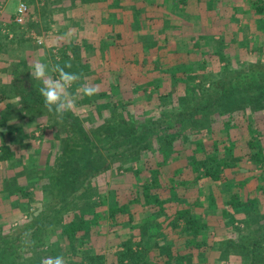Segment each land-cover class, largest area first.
I'll list each match as a JSON object with an SVG mask.
<instances>
[{
	"label": "trees",
	"instance_id": "trees-1",
	"mask_svg": "<svg viewBox=\"0 0 264 264\" xmlns=\"http://www.w3.org/2000/svg\"><path fill=\"white\" fill-rule=\"evenodd\" d=\"M189 2L175 0L173 12L179 14ZM254 12L264 14V0L254 1ZM32 16L29 14V20ZM9 27L14 33L20 30L15 24ZM69 28L73 40L70 47H65L70 48L73 57L64 48L61 67L67 62L79 64L82 49L95 55L106 45L93 40L82 45L81 28ZM167 33L171 35L172 31ZM0 36L2 49L4 38H12L7 34ZM99 52L98 77L106 86L94 96L105 100L99 102L87 96L85 101L89 108L107 115L89 127L70 111L62 116L55 110L48 111L38 91L42 85L33 79L26 61L18 60L13 69V90L19 98L17 110L52 117L54 125L61 129L56 133L60 152L43 176L46 200L42 207L31 211L29 220L0 235V264H41L44 258L57 256H63L66 264H195L200 253L207 257L220 252L223 246L224 251L233 246L245 264L264 263V230L259 235L253 231L256 218L251 209L257 206V197L242 200L238 188L244 184L236 182L220 215L214 199L201 198L202 191L213 185L204 184V180L222 177L226 171L250 169L248 162L264 167V131L256 119L264 116V63L228 70V80L225 77L212 82L203 79L195 68L176 70L173 67L177 66L161 56L164 51L150 62L135 55L128 59L132 67L134 63L140 65L128 76L114 69L111 60H100L104 54ZM201 62L200 66L207 63L205 58ZM147 66L156 68L154 74L143 73ZM79 72L80 69V75ZM134 76L140 80H134ZM124 78L130 79L128 98L120 97L122 91L127 92L121 87L126 83ZM145 103L148 109L159 105L160 110L156 108L155 114L147 115ZM155 153L162 156L161 161L168 157V162L163 165L157 161L150 170V181L121 188L114 196L115 204L106 205L103 193L113 189L109 180L101 187L95 178L125 160L135 163ZM144 168H137L135 173L140 174ZM195 188L198 196H187V191ZM17 192L26 199L27 190ZM241 212L246 215V227L251 229L248 235L239 242L236 235L222 237L226 234L216 230L213 213L218 216L216 219L228 217V233V224L234 225ZM103 225L109 227L108 231L101 229ZM52 236L65 237L69 242L51 241ZM223 259L227 261L228 256Z\"/></svg>",
	"mask_w": 264,
	"mask_h": 264
},
{
	"label": "rangeland",
	"instance_id": "rangeland-1",
	"mask_svg": "<svg viewBox=\"0 0 264 264\" xmlns=\"http://www.w3.org/2000/svg\"><path fill=\"white\" fill-rule=\"evenodd\" d=\"M20 1L26 2L25 0H0V16L5 12V10H7V8H9V11H11L7 12L12 13L14 11L15 5H17L18 7ZM47 1H49L48 3H50V5L53 2V0ZM142 1L144 2L145 0H134L133 3L135 6L142 8ZM174 1L175 0H169V4L167 3L170 8L169 11L174 8ZM254 1L255 0H190L188 7L186 9H180V13L177 14V17L170 23V25L172 26L170 28V31H172V34L170 36L167 32L164 33L165 24L160 20L155 23L154 26L149 27L148 24H144L143 27L136 29V31H139V34L143 32L146 35V38H143L141 40L145 39L148 42L150 41V43H152V41L154 42L152 44V46L154 45V47H151V54H145L143 52L145 51V49L142 50L143 46L145 45L137 43L135 44V48L127 49L129 51L128 55L130 57H132V55H135V57L141 56L142 58L144 57L148 62H150V57L154 56L156 58L158 57V53L162 54V52L164 51L163 55L161 56L167 59L169 64L177 66L173 67L176 70L182 71L183 69H186L188 71H191L195 68L197 69L198 73L203 76V79L213 82L226 77V79L228 80L230 74H228V72H230L231 70H244L248 65L252 63H264V14H258L254 12ZM26 3L28 4V2ZM41 6L43 7L44 5H41L40 2L32 7L31 10L29 6L25 21L22 23H19L16 20V14L13 19L12 17L9 18L7 14H5V16L8 17L9 20L7 24L8 26L6 28L5 24L1 28L0 25V31H4V34L9 35L8 37L12 39L7 40V38H4L5 46L0 49V56L5 55L8 57V65L10 67H15L16 63L20 59L25 60L28 64L30 73L32 71L31 66L39 60L40 62L45 63L49 66V75L53 79H58L59 73H54L50 70L54 65L51 62V58L53 57V54H57L58 56H60L61 50H59V46H61V48L67 49L69 47L64 46V44L66 43L63 39V36L60 35L62 37H59L58 33L55 31V29L58 30V28L55 27V20H57L56 22H59V20L55 19L54 15L56 14L54 12H50V8H46V12H42V15H45L47 17V20L50 17V20L52 21L51 24L53 26H51V24L48 26H44L41 32L42 35H39L37 29L39 30L42 25L36 22L32 17L36 15L35 10L37 9L38 11V8H40ZM155 8V10H160L158 6ZM31 12L33 16L28 23L29 14H31ZM166 14H164L165 17H169V12H166ZM13 24L19 27L20 30L15 33L11 31L9 26ZM88 28H91V26ZM175 30L181 31L182 34H180L179 32V34L174 35ZM90 32L91 29L87 30L85 33H88L90 37ZM161 32L163 33V35H165V37H156L159 35V33L161 34ZM40 36L43 39L42 43H40L38 39V37ZM127 41L128 39L126 37V41H123L124 44L127 43ZM130 47L132 46L130 45ZM21 56H23L24 58H27L28 56L30 57V60L22 59ZM32 56H35L36 59H31ZM126 57L127 55H125L124 58L122 55L121 60L118 62L115 61L116 63H112L113 60L109 61L112 67H115L116 70H119L124 76L130 75V70L132 71V73H135V71H138L140 69V65L138 63H134L132 67V63L130 62V60H128V57ZM204 58L206 59L207 63L200 66V63H202L201 61ZM97 60L98 58L96 55H89L88 57L84 56V59L81 60L79 64H76L77 66L72 62L71 63L74 65L67 62V64H70L71 67H66L65 71L71 72V70H75V73H77L78 69H80L83 73L89 71L87 75L92 74V76H87V79L92 81L91 84L89 83V85L103 84L104 86L100 85L98 86V88H104L106 84H104V82H102L99 77H96L95 75L93 76L94 73L96 75L98 74V76L100 75L97 68L99 65V61ZM59 64H61V62ZM94 64L97 66L93 67ZM95 68H97V70H95ZM154 71H156V68L154 67L147 66L143 69V73L146 74H154ZM157 75L161 76V74ZM157 75L154 76L157 77ZM87 79L83 77L73 83L71 88L69 89V92L73 95H76L77 89L86 84ZM123 80H125L126 83L121 85V87L125 88L127 92L122 91L123 94H120V97L128 98L130 96V92H128V90L130 89L127 87L130 86V79L124 78ZM134 80H140V77L134 76ZM9 81L12 86L13 80L10 75ZM198 81L199 79L196 81V83ZM39 82L42 85V81L39 80ZM206 85L207 87H209V82H207ZM151 88L154 89L153 87ZM180 88L179 91L183 92L184 90H181ZM157 93H162V91H157ZM96 94H98V92ZM120 97L118 96L117 98ZM89 98L98 99L99 102H103L105 100L102 97H95L94 95ZM86 99L87 96L83 93H80L78 98L76 99L75 107L69 111L75 114L78 119L83 120L84 124L89 127L92 123L98 124L99 122L103 121L104 118H106L105 116L107 114H105L104 112L101 113L99 110L97 111V109L93 110L89 108L86 104ZM15 100V102H17V100L19 99L15 98ZM12 102L13 103L6 108V115L9 116V118L20 119L19 133L25 132L26 134H29H27L28 136L22 141L18 139L20 142V146H18V148H20L22 145V147L25 146V148H29L30 153L34 155V158L39 159V163H41L40 168L42 176L45 174V171L47 170L49 165L54 162L55 156H57L60 152V141L57 139L56 133L58 134V132H61V129L60 127L54 125V119L52 117H49L48 115H33L29 112H21V110L18 111L17 108H19V104L14 103V100ZM158 106L159 105H157L156 108L160 110ZM143 108H145L144 113L147 115L152 113L155 114L158 111L156 108L148 109L149 106L147 105V103L144 104ZM137 111L138 110H136V112ZM256 119L258 124L261 125V130L264 131V116H256ZM13 125L16 126V124ZM2 128L3 127L0 123V129ZM199 138H201V136ZM14 141L15 140H13V142ZM19 142L15 141L14 143L18 144ZM26 142L28 144H26ZM261 144L264 145V138H262ZM160 158H162V156H158V154L155 153V155L143 156L141 158V161H136L137 163L132 162V160H125L122 165H116L111 170L99 174L95 178L98 179L97 183L99 184V186H106V182L109 180L108 182L110 184V188L114 190H111V192L109 191L103 193L106 196V205L115 204L114 196H117V193H119V190L121 188H133L138 186L139 182H143V180L150 181V170L157 166V161L165 165L169 160L168 157H165L162 162ZM248 164L251 165L250 169L245 168L234 171H226L222 175V177H214L213 179L207 181L204 180V184L213 185H211V187H207V189L202 191L201 198L203 201H205L204 199H208L210 197L211 199H214V202L219 205V209L216 211L220 215L222 206L224 207L225 203L227 204L230 201L233 189L236 187V185L244 184L243 187L238 188L239 197L242 200H246L248 196H250L251 198L257 197V206L251 210L252 214H254L253 217L256 218V221L253 222V231L257 232V235H259L264 230V175H262L264 174V167H257V165L251 164L249 162ZM38 168L39 167H36L35 169L37 170ZM137 168L144 169L140 174H136L135 172ZM32 170L33 169L31 168L29 171ZM261 170H263V172ZM26 176H32V172L26 171L25 177ZM40 181V184H28L27 181L25 184H8L11 188H6V190L11 191L12 193L17 192L18 190H27V200L25 199V195H23V193H19V195L24 196L22 201L28 202L29 210L28 212H25L23 216H21L18 220L13 221L9 219L8 222L1 221L0 235L7 233L9 229L16 227L18 224L29 220V213L33 210H36L37 208L42 207L41 203L44 204L46 200V195L44 193V184L46 185V183L45 181L43 183L42 179H40ZM236 182L238 183L236 184ZM21 186H24L25 189H23V187ZM189 191H187V196L189 194H196L198 196V192H196L198 191L197 188ZM165 193L166 192H164V194ZM7 195L8 193L6 192V197ZM16 196L17 193L12 195V197ZM203 216L208 217L207 215ZM212 216L215 223L213 225L216 227V230L218 232H224L226 234H223L224 236L222 237L224 238H229L233 235H236L235 239L239 242L244 236L248 235V232L251 230L246 227V222H244L243 219L246 215H244V213L242 212L237 216L234 225L230 226L228 224V233L226 228L228 217L224 219H216L215 217L218 216L215 213H213ZM224 216H228V214H225ZM229 222H231V216L229 217ZM251 224L252 223H249L248 225L251 226ZM236 226H238L237 229L235 228ZM101 229L106 232L108 231L109 227L107 225H103ZM60 237L61 236H52L50 240L53 241L58 239L61 242L62 240L63 242L68 241V239H66L65 237ZM101 238H103V235H101ZM50 240L48 242H50ZM224 248L225 246L222 247V250L220 252L217 253L214 251L207 257H205L204 254L200 253V256L197 255L196 264H245L241 257L242 255H240L239 253L237 254V251L233 246H228V251H224L226 250ZM261 253L262 251L260 250L258 256H261ZM226 255L228 256L227 261L223 259V256Z\"/></svg>",
	"mask_w": 264,
	"mask_h": 264
},
{
	"label": "crops",
	"instance_id": "crops-1",
	"mask_svg": "<svg viewBox=\"0 0 264 264\" xmlns=\"http://www.w3.org/2000/svg\"><path fill=\"white\" fill-rule=\"evenodd\" d=\"M25 1L28 2L30 6V10L38 2H40L41 5H44L43 7L41 6L40 8H38V11L36 9L35 10L36 15L34 13L35 16L32 17L36 22L42 25L38 30L39 35H42L41 32L44 26H48L52 23L50 17L47 20V17L45 15H42V12H46L45 10L46 8H50L51 10L50 12H54L56 14L54 15L55 19L59 20V22H56L57 20H55L56 23L55 27H57L58 30H56L55 28L54 29L58 33L59 37L63 36V39L65 40L66 43L64 44V46L68 45L70 47L71 46L70 41L73 40V34L70 31L71 28L69 27L73 26L75 27V29L81 28L79 43L84 45L88 41L93 40L94 42L96 41L100 45L106 44L105 47H102L104 56L103 59L100 60L102 61L108 59L113 60L112 63H116L115 61L117 62L120 61L122 55L123 57L127 55L128 59H133L134 56L132 55V57H130L128 55L129 51L127 49L135 48V44L137 43L144 45L147 44L146 47L143 48V49L146 48V50L143 51L145 54H149L151 52V47H154V45L152 46L154 42L152 41V43H150V41L148 42L145 39L143 40V42H141L142 41L141 39L146 38V35L143 32L139 34V31H136L137 28L143 27L144 24H148L149 27L154 26V24L160 20L163 21L165 24L164 27V33H165L170 30V28L172 27L170 23L177 17V14L174 13L176 11V8L171 9L172 14L169 13L168 15L169 17H165L164 15L166 14V12H171L169 11L170 8L167 5V3L169 4V0H161V1L145 0L144 2L142 1L141 4L143 5L142 8L135 6L133 3L134 0L132 1L131 0H78L77 2H73V0H53L51 5L50 3H48L49 1L47 0H42V1L25 0ZM157 2H159L160 4ZM157 6L160 8V10L158 9L155 10L156 9L155 7ZM16 7L17 5H15L14 11L12 13H9L11 11H9V8H7V10H5L3 14H1L0 16L1 28L5 24H6L5 27L7 28L8 26L7 24L9 21L8 17L9 18L13 16L15 17ZM5 14H7L8 17H6ZM89 25L91 26V28H88L90 27ZM51 26L53 25L51 24ZM89 29H91L90 37L88 33H85ZM176 30L174 31V35L179 34V32L180 34H182L181 31L179 30L176 31ZM0 35H5L4 31H2ZM126 37L128 41L127 43L123 44L122 42L126 41ZM156 37H165V35H163V33L161 32V34L159 33V35ZM38 39L40 43L43 42L41 36L38 37ZM0 42H1V36H0ZM130 45L132 47H130ZM58 48L59 50H61L60 52L62 53L64 48H61V46H59ZM110 48H113L112 51L109 50ZM99 51L100 49L96 52L95 55H97ZM102 51L99 53H102ZM65 52L72 59L73 53H71L69 48L68 49L66 48ZM80 56H83V58L81 59L83 60L84 56L86 57L89 56V53L85 52L84 49H82V53L80 54ZM21 57L22 59L30 60V57L28 56L27 58H24L23 56ZM139 57L142 58L141 56ZM32 58H35V56H32L31 59ZM154 59H155L154 56L150 57L151 61H154ZM8 62L9 61L7 56L5 55L0 56V114H1L0 123L1 126L3 127L2 129H0V210H1L0 222L1 221L8 222L9 219L13 221L18 220L21 216H23L25 212H28L29 210L28 202L22 201L24 194L20 196L18 192H15L17 193V196L12 197V195H14L15 193L6 190V188H11L9 187L8 184H25L26 181L28 184L30 183L40 184L41 182L40 179H42L43 180L42 182L44 183V179H43L44 175L41 176V168H40L41 163H39L40 162L39 159L34 158V155L30 153L29 148H25V146L22 147L23 145L20 148H18V146H20L19 140L21 141L24 140V138H26L29 134L27 133L28 134L27 135L25 132L19 133L20 119L9 118V116L6 115L7 114L6 108L13 103L12 101L14 100V103L16 104H18L19 101L17 100V102H15L16 101L15 98L18 97L15 95L14 90L12 88L13 84L11 86V83L9 81V75L13 80L14 66L10 67L8 65ZM51 62L54 65L59 64L61 62V54L60 56H58L57 54H53V57L51 58ZM101 64H104V62H102ZM113 68L116 69L115 67ZM88 72L89 71H86L84 73L82 72L80 74L81 75L80 78L84 77L85 79H87V76H92V74L87 75ZM94 75L98 77V74L96 75L94 73L93 76ZM88 81L89 79L86 80L87 82L86 84L89 83ZM100 85H95V86L98 87ZM13 124H16V126H14ZM13 140L19 143L18 144L14 143L15 141L13 142ZM26 144L28 143L26 142ZM36 167H39L40 169L38 168L36 170L35 169ZM31 168L33 170L29 171ZM26 171L32 172V176H28V177L26 176L27 177L26 178L25 177ZM34 174L37 177H35ZM21 187L25 189L24 186ZM6 192L8 193L7 197H6Z\"/></svg>",
	"mask_w": 264,
	"mask_h": 264
},
{
	"label": "clouds",
	"instance_id": "clouds-1",
	"mask_svg": "<svg viewBox=\"0 0 264 264\" xmlns=\"http://www.w3.org/2000/svg\"><path fill=\"white\" fill-rule=\"evenodd\" d=\"M31 76L33 79L42 81V87L38 89L40 95L44 98V106L49 112H55L62 116L64 112L75 107L76 99L80 93L86 96H93L98 91L97 86L84 84L77 89L76 95L69 92L72 84L80 79L77 73L66 72V67H71L70 64H65L61 67L59 64L51 67V72L59 73L58 79H53L49 75V66L45 63L36 61L32 66ZM41 264H66L63 256L44 258Z\"/></svg>",
	"mask_w": 264,
	"mask_h": 264
},
{
	"label": "built area",
	"instance_id": "built-area-1",
	"mask_svg": "<svg viewBox=\"0 0 264 264\" xmlns=\"http://www.w3.org/2000/svg\"><path fill=\"white\" fill-rule=\"evenodd\" d=\"M28 10H29L28 4L24 1H20V4L18 5L16 13H15L16 14V20L19 23H22L25 21L26 14L28 13Z\"/></svg>",
	"mask_w": 264,
	"mask_h": 264
}]
</instances>
